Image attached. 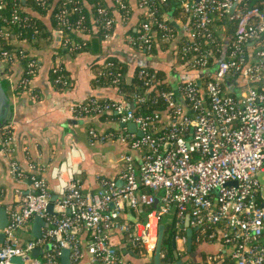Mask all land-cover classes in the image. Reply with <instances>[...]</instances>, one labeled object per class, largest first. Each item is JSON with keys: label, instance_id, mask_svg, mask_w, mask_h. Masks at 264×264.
Here are the masks:
<instances>
[{"label": "built area", "instance_id": "1", "mask_svg": "<svg viewBox=\"0 0 264 264\" xmlns=\"http://www.w3.org/2000/svg\"><path fill=\"white\" fill-rule=\"evenodd\" d=\"M70 1L65 0L64 5ZM114 1L125 14L122 21H128L132 14L129 3ZM166 1L138 0L137 6L144 9V16L135 33L125 39L135 52L143 56L150 52L157 31L162 38L174 36V28L156 15L157 6ZM174 1L188 16L181 25L185 37L177 46L183 60L172 61L180 66L183 76L174 89L150 92L155 73L141 64L133 76L141 80L142 89L126 94L119 89L122 70L111 69L113 62L107 61L103 65L107 68L99 74L109 78V85L116 88L120 99L90 94L71 107L76 117L114 112V119L119 122H135L141 135L126 125L119 131L102 132L90 127L87 134L97 142L116 138L129 149L139 150L140 159L130 150L124 152L118 174L120 182L100 176L99 189L84 190L81 164L85 157L72 141L66 156L52 169L56 179L53 192L43 177L25 175L12 159V177L29 179L31 189L21 195L20 209H12L8 214L2 229L5 239L0 245V264H44L40 258L31 257L29 251L46 240L51 242L45 258L47 264L56 262L63 247L70 249L71 260H79L81 248L72 227L91 232L87 250L94 264H120L118 249L111 241L113 229L125 232L131 244L141 245L152 256L161 218L170 210H174L176 226L189 215L193 226L202 232L209 230V236L220 237L231 245L230 257L237 264H264V183L259 181V174L264 172V0L255 5L250 0ZM56 16L60 25L72 27L66 7ZM214 16L233 22L228 37H214ZM17 20L19 17L14 14L13 21ZM82 20L83 16L73 29H78ZM94 23L109 30L117 20L99 5ZM3 35L0 30V36ZM113 36L114 32L108 34L106 40ZM0 54L2 58H12L6 50ZM26 67L33 74L37 59L30 58ZM225 78L230 80L229 88ZM28 80L23 78V82ZM55 82L67 83L62 74ZM234 87H238L237 94L232 91ZM158 94L165 103L162 112H135L131 107L134 102H155ZM7 126L1 143L5 152H10L12 132L10 124ZM53 193L57 194L53 200L56 214L47 210ZM156 197L158 206L154 205ZM139 205L149 207L142 220L120 219L122 209ZM34 215L43 217L48 224L40 236L26 241L22 247L15 231ZM14 255H20L22 261H13Z\"/></svg>", "mask_w": 264, "mask_h": 264}, {"label": "crops", "instance_id": "2", "mask_svg": "<svg viewBox=\"0 0 264 264\" xmlns=\"http://www.w3.org/2000/svg\"><path fill=\"white\" fill-rule=\"evenodd\" d=\"M26 1L22 0L24 4ZM57 1L52 0L51 9L44 16L32 12L40 17L49 28L50 12ZM104 1L111 4V0ZM126 1L132 8V14L127 22H123L118 17L119 15L115 14L117 17L115 36L106 40L103 56L93 55L91 52H80L72 56L64 49L62 35L60 36L56 31H53L49 38L38 39L35 45L15 42V46L19 44L29 52V55L37 59L36 71L27 84H21L20 81L23 74L22 63L15 56H12L11 59L0 56V71L2 76L10 81L7 93L12 108L8 121L0 128V206L5 208L7 218L10 210L20 209L21 195L31 189L29 179L17 180L12 177L10 173V161L12 159L18 162L25 175L34 174L43 177L47 182L48 189L52 192L56 184V179L52 176V169L63 160L68 145L72 141L77 142L85 151V159L81 164V180L84 190L95 191L99 189L101 187L100 176L120 182L118 174L122 168V152L130 150L137 160L140 159L139 150L129 149L125 143L120 141L110 140L116 138H110L103 142L89 138L87 130L90 127L96 128L99 132L122 129L123 125L114 119V112L76 117L71 110L74 104L92 94L94 90L101 92L100 95H95L97 97L120 99L115 87L95 84L94 82L98 65L104 60V55L116 57L127 64L125 76L128 82L133 78L136 64L145 61V56L135 52L125 43L126 37L132 34L131 31L135 33L137 30L139 22L143 19L144 9L137 6L138 0ZM172 13L173 11L166 9L161 12L163 18L168 20L174 28L172 40L165 39V47L157 43L155 53L147 58L155 68H163L167 74L171 69L170 67L173 66L174 62L172 61L177 59V48L175 47L185 37V32L181 26L184 23L181 19L185 15L182 14L184 15L182 17L180 14V16L175 17ZM221 27L223 30L225 29L224 26ZM77 35L81 39H89L90 37L81 33ZM91 48L96 50L99 47L95 42ZM61 62L65 64L72 83L65 89H59L50 76V68ZM171 83L174 86L177 84V82L172 81ZM163 122L164 118H162L161 124ZM9 124L12 132L11 151L5 152L1 138ZM145 212L146 207L143 205L136 208L125 207L120 211L119 217L124 221L133 222L142 220L145 217ZM51 213L56 214V211L53 209ZM174 217V210H170L162 216L160 223L166 227L172 223ZM186 217L179 225L181 232L179 234L174 233L176 248L184 264H237L230 257L231 245L225 244L220 237L193 241V229L191 247L188 248L187 228H194L195 226L191 224L190 216L188 219ZM32 220L33 217L21 224L15 231L16 240L21 245L35 237L37 238L32 233ZM47 224L46 221L45 225H41L40 230L42 231ZM0 232H3L2 229ZM71 232L79 241L81 256L76 261L71 260L69 256V264H94L91 254L87 250L91 232L85 228L76 229L75 227L71 228ZM121 234L123 233L117 229L112 230L111 241L118 249L120 264H153V255H147L141 245L131 244L126 236L125 239H122ZM4 239L3 233V236L0 235V244L3 243ZM32 248H36V250L34 252L30 250L29 255L38 257L44 264H47L45 258L51 250V242L47 240L39 242ZM162 261L163 264H173L174 262ZM54 264H63L61 251L57 254Z\"/></svg>", "mask_w": 264, "mask_h": 264}, {"label": "trees", "instance_id": "3", "mask_svg": "<svg viewBox=\"0 0 264 264\" xmlns=\"http://www.w3.org/2000/svg\"><path fill=\"white\" fill-rule=\"evenodd\" d=\"M65 0H58L50 12V28L45 25V23L41 20L39 16L46 15L49 10L51 9L52 0H46L44 4H40L37 0H27L24 4L22 0H0V30L4 32L3 36H0V53L1 51H8L10 55L15 56L22 65H23V74L20 79L21 84H27L28 81L23 82V78L30 79L33 74L27 72L26 63L30 58H35L29 55V52L19 46H15V42H25L26 44L35 45L37 40L40 38H49L52 35L53 31H60L62 34V41L64 43L63 47L66 51L69 52L72 56L80 53V52H91L93 55L103 56V47L106 42V36L110 33L115 31L116 23L109 29H105L102 27H96L94 23V19L96 17V9L97 7L104 6L108 12L115 17L122 19L125 14L122 10L118 7L114 0H111V4L106 3L104 0H71L70 2L64 5ZM86 1V2H85ZM127 2L126 0H123ZM258 3V0H250L251 5H255ZM63 7L67 8V17L71 24V28H66L65 26L60 25L57 19L56 14L62 9ZM30 8V9H29ZM29 9V10H28ZM171 10L173 11V16L177 17L182 15L181 9L178 7L177 3L174 0H167L166 3H163L157 6V18L160 21H163L169 25L168 20H165L161 15L162 10ZM32 12L36 13L37 15L33 14ZM16 14L19 17V20L13 21V15ZM83 16V20L77 29L75 28L76 21ZM131 15H128L130 18ZM184 15H182L183 17ZM127 17V18H128ZM188 16H184L181 21L186 22ZM117 20V17H115ZM127 22V21H126ZM172 26V25H171ZM224 26L226 34L225 36L228 37L230 32L233 29V22L229 21L226 17H218L214 16L212 21V31L215 38L220 40L221 36L219 35V28ZM173 27V26H172ZM131 31V30H129ZM78 33L89 35V39H81L78 37ZM133 34L134 32L131 31ZM161 33L157 31L156 38L153 41V45L150 52H146L144 55L146 59L151 57L156 51V44H160L162 47L166 46L165 39L160 36ZM172 40V39H171ZM35 42V43H34ZM95 42L98 44V49L92 50L91 45ZM73 44H77L79 47H74ZM179 44V43H178ZM178 46V45H177ZM177 46L175 48H177ZM74 48V49H73ZM150 54V55H148ZM1 56V54H0ZM105 58L98 65V69L96 71V75L94 77L95 84L100 85H109V78L102 74H99L100 70H104L107 66H103L107 61H112V68L111 69H120L123 72V76L119 82V89L126 91V94L133 89L141 90L142 87L140 85L141 80L137 79L133 76L130 82L126 80L125 72L127 70V64L117 59L116 57L104 55ZM144 57V58H145ZM154 57V56H153ZM176 57L178 61L183 60L181 54L178 53V48L176 50ZM15 59V58H14ZM148 60V59H147ZM10 63V62H9ZM146 70L154 71L156 80L154 82V88L150 90V92L154 93L155 89L160 90H168L174 89V84L168 79V74L165 69L163 68H155L154 66L148 64H142ZM58 66L56 71H52V67L50 68L51 78L54 81V84L59 89H65L72 85L71 78L69 77L68 70L65 68V64L63 62L54 65ZM53 66V67H54ZM140 65H136L134 71H136L137 67ZM135 73V72H134ZM62 74L64 79L66 80V84H61L59 82H55V78ZM179 81H177L178 83ZM134 111L135 112H142V113H153L154 111L162 112L165 109V103L161 96L158 94V99L155 102L146 101L144 103H137L134 102ZM144 206V205H143ZM146 210L149 208L145 206ZM176 220L173 219L172 223L165 227V232L162 240L161 252H162V260L172 262L175 260L173 255V247L171 245L172 235L179 234V227L175 225ZM209 230L206 232H202L199 228L193 230L192 238L194 240H202L208 239ZM121 234L122 239H125L126 233L122 232ZM181 235V234H180ZM183 235V234H182ZM1 245V244H0Z\"/></svg>", "mask_w": 264, "mask_h": 264}, {"label": "water", "instance_id": "4", "mask_svg": "<svg viewBox=\"0 0 264 264\" xmlns=\"http://www.w3.org/2000/svg\"><path fill=\"white\" fill-rule=\"evenodd\" d=\"M60 36L62 35L60 31H56ZM115 36V35H114ZM113 36V37H114ZM172 49H174V47H172ZM141 64H148L151 66H154L151 64V62H149L147 59H145V61L140 62L139 64L136 65H141ZM131 67V66H130ZM133 67V66H132ZM131 67V68H132ZM131 71V70H130ZM199 82V81H198ZM9 79L5 78L4 76H2V73L0 71V128L8 121V117L10 116L11 113V105H10V100H9V96L7 93V88L9 86ZM101 92H98L96 90H94L92 92V95H100ZM134 104L131 103V107H133ZM121 125H126V127L131 130V131H135L138 135L142 134V131L140 129L137 128L135 122L133 121H127V122H120ZM77 145L78 143L75 142ZM83 153H84V157H85V151L84 148L80 145H78ZM67 152V151H66ZM66 156V154H65ZM85 159V158H84ZM58 165V164H57ZM55 165V166H57ZM57 197L56 193H53L50 199V202L48 203L47 206V210L49 212H53V200ZM158 198L156 197L154 205L158 206ZM187 219L189 218V215H186ZM6 219H7V214L5 211V208L3 206H0V229H3L5 223H6ZM46 221L43 219V217L39 216V215H34L33 216V220H32V233L34 234V236H40L41 230L40 227L41 225H45ZM196 229V227L191 228L188 227L187 228V247L190 248L191 247V233L192 230ZM164 232H165V227L164 224L160 223L159 224V230H158V239H157V243H156V247L153 253V264H163L162 258H161V246H162V240H163V236H164ZM0 235L3 236V232H0ZM176 236L175 234L172 235V239H171V245L173 247V255H174V262L173 264H184L183 263V259L179 256L178 250L176 248ZM22 247H24V244L21 245ZM35 249H31V251H35ZM61 258L63 261V264H69V248L68 247H63L61 249ZM11 259L13 261H17V262H21L22 261V257L20 255H14L11 257Z\"/></svg>", "mask_w": 264, "mask_h": 264}, {"label": "rangeland", "instance_id": "5", "mask_svg": "<svg viewBox=\"0 0 264 264\" xmlns=\"http://www.w3.org/2000/svg\"><path fill=\"white\" fill-rule=\"evenodd\" d=\"M219 35L222 37V36H225L226 34H224V30L222 29V27H220L219 29ZM171 69L169 70L168 72V79L172 82H177L178 80L182 79V72H181V68L180 66H178L177 64L176 65H173L170 67ZM225 82L228 83L230 82L229 79L225 78ZM230 87V85H228V88ZM232 91L235 92L236 94L238 93V87H234L232 88ZM110 139V138H109ZM110 140H113V141H118L116 139H110ZM119 142V141H118ZM124 153V152H122ZM259 181L261 183H264V172L260 173L259 174ZM263 192H264V189H263Z\"/></svg>", "mask_w": 264, "mask_h": 264}]
</instances>
